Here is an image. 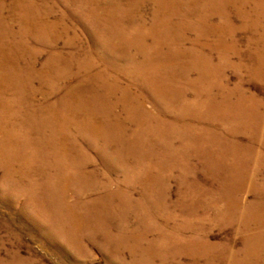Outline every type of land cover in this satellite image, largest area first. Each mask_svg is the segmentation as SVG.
I'll return each instance as SVG.
<instances>
[{
    "label": "bare ground",
    "instance_id": "1",
    "mask_svg": "<svg viewBox=\"0 0 264 264\" xmlns=\"http://www.w3.org/2000/svg\"><path fill=\"white\" fill-rule=\"evenodd\" d=\"M7 1L8 0H0V168H4L6 170V172L3 173L5 179L8 180L10 178L15 179L17 176L12 171L18 172V169L21 168L23 172V179H37L39 180V182L42 181L41 184L39 183V189L41 191L40 194H43L44 196L47 195V193L48 195L50 193L51 196L48 198H40V194L31 196L32 203H34V205L39 208L38 210L40 212H55L59 210L60 207L61 210L66 213L65 223H67V226H70L71 230H73L75 233L74 240H82L79 238V234L86 226L93 225V227L98 226L101 228H105L107 227L106 223L108 221L100 222L95 218L96 215L102 214L99 211H93V214H91L89 217L82 216V220L77 217L80 214L78 212L79 209L87 207L88 210H90L91 208L88 206L90 202L86 203L84 201L85 195H82L81 193L78 196L79 199L77 203L71 204L70 202H68V191L70 190L69 188H71L69 186L70 183H73L69 178L71 176V168L75 169V171H80V169L82 168L81 164L79 163H82L85 158L84 154L78 157L76 150L72 146L74 145V142L72 141V139L68 138V134L65 133L66 129L70 130L71 122L66 127H58L59 137L53 143L34 138L36 137V133L33 132V137L32 139L29 137L27 139L28 142L26 140L19 139L17 143L14 142V138L7 137V140L12 144V147L8 148L6 146L7 140L2 136L3 131L9 129V132L12 127L15 128L13 129V131H15L16 133H21L22 129L27 128L29 125H31V121H24V118H29L40 113L53 114V111L45 109L48 107L47 104L57 97H62L64 99L65 96L67 102L72 104V109H75V105L78 104V101L81 100L102 101V105L100 106V108L93 110H101L100 119L93 121V123L91 124H87L83 121L84 125L82 126V129L83 132L92 134L93 139L97 140L95 144H100L99 146H103V149H105L104 147H108L114 150L117 147L115 143L111 145H103L101 143L102 140L100 138L103 131H107L110 134H118L126 127L125 121L116 114L117 107L114 108L113 101L117 100L118 102H120L122 106L126 108L129 114H139L142 115V117L146 116L147 120H149V118L150 120L153 118V113L145 109L143 97L139 96L141 94L135 91L134 84H131L127 86V88H124L120 84V81L118 82L115 80L114 82V79L111 78V74L115 72L113 67H116V65L114 66V64H112L113 62L110 60L113 58L111 53L120 51L121 49V46L117 45L114 41L119 36H121V34H123L122 32L124 31L122 29L121 31H119L120 28H115L116 26L111 23L116 14L117 17L119 16L118 13L131 15V22L133 21L134 25L138 23L140 24V28L138 29L140 30L139 33H136L138 31L135 30V33L133 31V33H130V35L127 36L129 39H131L132 44L140 49V56H127L126 60H128L129 65L138 64V66H141L140 63H142L143 65L154 64L155 68H163L167 66L180 70V72H178L175 77H169L168 80H166V83H159V79H156V77H154L153 75L148 74L147 77H143L141 75L135 76L134 74L135 81L133 80V83H140V86H142V84L144 83V88L149 87L148 89L152 91V93L155 95L156 101L160 103L161 106L166 105L169 107V109H171L170 107H172L173 109L177 110L175 112H172L174 113V116L172 115L173 117L169 115L166 110L162 111L164 112V115H169V117L171 116V119H173V121L175 122L186 121L190 118L191 121L196 122V127L202 126L207 131H209V129H216L219 131L223 130V123H210L209 121H207V118L208 120L209 118H218L219 120V118H222V115H225L226 118L223 119H226L225 122H227L225 124L226 126H224L227 130V136H229L231 139L232 136H237L235 137V139H239L240 133H246L251 136L250 140L248 141L251 142V144H258L260 146L263 144L261 138L264 137L262 135L264 133V117L260 116L261 103L257 104L256 102V106L253 105L252 107L250 105H247L246 103L248 101L252 103L256 101V98H252L246 93V90L243 88L244 84L237 85L236 88H230V86L226 82L225 75L222 76L221 73V71H223L225 68L226 70L227 68H229L228 65H230V61L228 60V56L231 52L235 53L236 55H241L238 49V42L235 41L234 43H231V41L230 44L228 43V39L232 37L235 38L239 32L237 27L233 24V15L228 11V3L232 0H198L201 4L204 3V5L213 6L214 9L212 7L213 12L211 14H206V12L198 13L200 10H198L197 13L193 14V18L196 19L195 22H197V26L190 30L195 29L196 33H198L199 35L197 39H190L188 36V31H186L185 33V30H188L190 28V24H188L189 26L187 27L186 23L189 22V15H183L186 13L185 10V13L182 14V10L180 9V5L182 2L181 0H147L148 2L156 5V9L154 12L155 14H153V23L151 25L152 27H148L149 24L141 15L142 11H139V9H137L138 4L141 2L139 0H129V2L132 3L130 5L128 4V6H130L129 11L119 10L118 12H112L111 10L103 11V8H98L99 10L92 9L90 12H88L89 16L93 17V27H89L87 30V33L91 36L90 42L92 43V45L90 49L89 47H85L84 45L80 44L79 41L81 39L79 35L74 31V26L68 21L67 17H62L61 21H59V19L53 21V19L55 18L53 16L54 14L52 15V13L48 12L45 15H41L35 7V3L33 2L34 0H12L13 6L11 8L7 6ZM234 1L241 4V8L237 10L235 14L240 17L245 23L242 26V29H251V32L254 33V37H251L248 40V46L252 50L250 58L254 62V64L252 63L253 65L251 66V75L253 78L264 82V20L262 19L264 18V0ZM110 2L118 6L121 4V1L119 0H111ZM249 3L250 5L255 4L254 15L251 14V12H247L245 10V6H247V4ZM93 8H95V6ZM173 14H178L181 16L179 18L181 20L180 23L171 21L173 18L172 16H175ZM214 15H218L220 20H222L224 24L226 23V25H215L214 27L210 25V23H212ZM253 16H256L255 18L257 19L254 18L255 20L252 22L251 18ZM100 21L105 23L104 28L101 27ZM14 22H17L19 28L16 27ZM79 23L80 21L77 22V24ZM161 23H164L163 27L161 26ZM174 23L176 24V26L180 27V32H176V40L174 38L170 39L171 37H173V33L175 32L173 28V26H175ZM68 24H71L73 28L69 27L70 25ZM150 31H152L153 33L151 34ZM71 33H76L74 36L70 37L71 41L75 40L79 45H77L76 43V46H73L72 44H70V42L68 44V46H72L70 48L73 49L71 52L75 53L73 55L75 56V59L73 63L67 65L66 68L63 69L64 74L67 71V75L65 74L67 76L66 82H64L63 85L59 84V86L51 93L44 91L34 92L32 91V87L30 89H27V87L35 78L43 79L45 77V73H47L46 70L49 69L50 66H48L47 68L48 63H41L40 59L45 52H49L50 50L44 49L38 56H36L35 54H31L26 50V39L30 40L29 44H32L35 48H37L36 45L39 43L43 45L54 43L53 46L55 47L51 49L52 51L54 49L62 50L64 48L59 47L60 39L62 38L61 35L69 36ZM148 34L152 35L153 38H150V35ZM212 36H216L218 40L217 44H215L216 48L211 43L207 42V40ZM153 40L155 41L154 43H152ZM177 41H179V43H177ZM131 42H129V40L127 42L129 47ZM206 48L216 49L218 50L220 55L218 56V58H215V55L208 56L204 51ZM170 49H173V51H169ZM101 54L103 55L101 56ZM79 56L85 57V61L79 63L77 61ZM98 56H101L100 62L96 60ZM141 57L142 60H140ZM214 59H218L220 63L218 65H215ZM74 66L76 67V69L74 68ZM240 68V70L242 71V67ZM132 69L133 73H135L134 70L136 68L134 69L132 67ZM117 70L119 69L117 68ZM120 71L121 73H124L123 70ZM181 71L183 72L181 73ZM144 74H146V72ZM195 75L198 77L194 78ZM70 77L76 81L71 82ZM176 81L177 84L175 85L174 82ZM181 82H183L186 89L184 88V91L181 89V93L183 91L184 98L180 99V90L177 88H181L179 86ZM181 86L183 87V85ZM65 92H69V94ZM37 97H41L44 103L37 105ZM190 97H194V100L192 104H190V106H188L186 109L192 113V116H189L185 112H182L180 107L175 104L179 101L186 102L190 100ZM232 98L240 100L239 103L245 106L242 108L243 111L241 109V112L231 111L230 105L234 103ZM15 99H17L16 101H19L21 103L17 107L8 110V108L11 107L15 102ZM221 105L225 106L224 113H221L219 111ZM189 107H192V109H188ZM247 107H249L250 110L245 111ZM37 109L38 111L36 112ZM88 111H90V107L83 104L80 111L83 119L85 118V112ZM160 113L161 112H159V114ZM6 115L11 116L9 122V124H11V127L7 126ZM121 115H123L122 112ZM67 117L76 122L74 127H78L83 124H81V121H77L75 119V110L69 111L67 113ZM165 122L158 120L155 125V127H157L158 129L156 131L158 135L157 140H163L162 143H164L165 148L170 149L171 151L174 148L176 149L178 143L175 141H178L177 139L179 138H182V140L184 139V147L191 146L189 150L181 151V153L183 152L181 163L182 165L185 164V171H189L191 176H193L192 169L188 165L186 156L193 152L196 153L199 151V149L203 148V151L201 152L204 154L203 156L205 157L206 162L209 161L208 167L210 166L211 168L207 169L211 170L212 176L215 177L216 180L219 179L218 182H220V196L216 197L213 202V206L217 207L214 209L215 211L210 208H204L201 205H197V203L192 202L190 198L193 193L191 192V190H189L188 197L190 202L186 205L182 200V202H180L179 204L180 209L182 208L181 210L186 212L188 220L186 221L185 225L180 226L178 230H190L195 234V231L199 230L198 228L200 226L197 228L192 227V225L188 222L190 221L189 218H196L198 214H200L199 211L202 209V213H206V211L209 210L215 213L216 216L213 219V222L218 225H220V223H234L235 225L243 226V232L245 234L243 248L240 251H235V244H232L234 243V241H229V244H223L220 246L222 254L219 257H210L208 256V251L210 250L211 245L205 239H201L199 233L197 234L196 238L193 236L189 238H183L179 243V245L183 246L190 244L192 247L187 249L174 248L172 250H169V253H165L164 256L163 254L159 256V254L156 252L157 250L154 248L151 242L148 243L149 248H146V250L142 248V245L140 244L142 243V240L149 241V236L147 234L131 233L130 239L135 240L133 246L138 248L135 249L134 254H132L134 257V262L142 259L143 262H148V264H155V261L160 258L161 264H178L176 262H180L182 257L187 256L190 259L189 264H264V231L262 230V227H264V206L262 205L261 207H258L252 204L246 207V204L243 203L242 205L240 198H238L241 197V194L244 191L246 181L242 180L241 178L237 179V176L239 177V173L237 174L236 171L240 167H245L243 165L246 162L248 164L246 168H249L250 170V161L254 158V156L252 158V156L249 155L251 157L248 156V159L234 157L236 159H234L233 161V159H230L231 155H233L234 153L238 154L236 153L237 149L235 150L233 147V144L235 142L234 139L233 142L229 141L230 144L226 145L225 142L220 143L216 137L214 138V135H202L204 137L203 139H201L202 141L199 140L200 142H196L195 139L197 137L192 139L191 135H187V132L192 131V129L194 131H197L196 129H194V127H183L184 129H186L185 135H180L177 128L175 127H171L172 130L169 131L170 128ZM175 122H171L173 123L171 125L174 126ZM146 124L147 123H145L144 125ZM206 124L207 126H205ZM162 129L168 131L165 133ZM173 130L177 131L176 136H169L168 138V132H172ZM159 137L161 138L159 139ZM37 141H40L43 144L45 150H41L38 152L27 150L28 146L34 145L35 143H37ZM135 143L139 144L138 142ZM198 144H200L199 147H197L199 149L195 147V145ZM80 145L82 146V144ZM52 147L54 149L53 154L50 152V148ZM252 151L254 152V149ZM163 152L161 156H163ZM179 152L180 151L173 152L169 156H167V153L162 161L164 163L168 161V165L170 163H176L179 160ZM164 153H166V151ZM216 155L220 156V160H217L218 158L216 159ZM51 156L54 157V162L49 161ZM135 156L139 158L143 163L147 161V159H144V152H138ZM41 157H43L44 159H41ZM261 157L264 156L257 154V159L255 160V169H258L259 167L262 168L259 162L261 161ZM111 158L118 164L117 160L115 159V155H112ZM245 159L249 161L245 162ZM163 162H161L160 164H162ZM218 163L224 165L225 169L223 167H220V169H215L216 166L218 167ZM51 165L59 168H53ZM126 167L129 166H122L121 169L126 172ZM247 170H245V173L247 172ZM55 173L58 174L57 176H59L57 179L52 178ZM147 174L148 172L146 173L145 171L141 172V174L137 177H132L137 178L132 184L139 183L140 187L144 189L143 195H146L149 198L148 200L152 203L153 207L151 208L153 210H162L160 204L162 202L161 200L163 199L160 196L163 195V189L161 191H157V188L163 185L162 180L154 179L153 176L147 177ZM260 176L261 171L259 170L258 173H254V178L251 179V181H257ZM156 177L159 178L158 176ZM227 177H229L228 179L232 182L237 179L235 181V184L232 182L231 184H229L228 179H225V181L222 180L223 178ZM51 180L52 182L54 181V184L52 186L55 185L57 190L52 189ZM76 181L78 182L77 179L75 180V182ZM81 182L85 183L87 181L82 180ZM71 191L72 190H70V192ZM119 191L120 190H114L111 188L106 190L107 196L111 199L120 198L123 195V191ZM223 192H225L226 195ZM123 196H125L123 197L125 198V200L119 202V206L117 207V209L114 210L111 207L106 210L110 219L115 217L116 215H119V217L120 215H123L124 212H126L129 203L130 205H133V207L137 210L142 209V206L145 205V203L143 202L142 204H137L132 195L131 200L130 195ZM58 197L60 198L58 199ZM152 197H157L158 199H152ZM127 199H129V201H127ZM221 203L223 205H221ZM214 223L213 226L215 225ZM150 233L154 234L155 232L152 231ZM97 235L104 236V239H106L105 241L109 243V245L114 244V239L110 234L102 232L97 233ZM168 241L170 242V246L173 247L174 245H176L177 239L173 235H169ZM117 251L121 252V249L117 248ZM0 264L5 263L4 261L0 260Z\"/></svg>",
    "mask_w": 264,
    "mask_h": 264
},
{
    "label": "rangeland",
    "instance_id": "2",
    "mask_svg": "<svg viewBox=\"0 0 264 264\" xmlns=\"http://www.w3.org/2000/svg\"><path fill=\"white\" fill-rule=\"evenodd\" d=\"M8 1H7V6L11 8L13 6L12 3L13 1L12 0H8ZM110 1L111 0H84V1L83 0H34L33 2L35 3L36 9L38 10V12H40L41 15L43 14L45 15L48 12L52 13V15L54 14L53 16L55 18L53 19V21L58 19L59 21H61L62 17H67L68 21L74 26V31L79 35L81 39L79 41L80 44L84 45L85 47H89L90 49L92 45V43L90 42L91 36L87 33V30L89 27H93L94 21H92L93 17L89 16V12L92 9H98V8L99 9L103 8L104 9L103 11L111 10L112 12L115 11L118 12L119 10L129 11L130 6H128V4L129 5L132 4L131 2H129V0H125V1L119 0L121 1L120 2L121 4L118 6ZM139 1L141 2L138 4L137 9H139V11H142L141 15L146 19L147 23L149 24L148 27H152L151 25L153 23V18H154L153 14H155L154 12L156 9L155 8L156 5H154L151 2H148L147 0H139ZM181 1L182 2L180 5V9L182 10L181 11L182 14L185 13L186 11V13L183 15L186 16L189 15L188 16L189 22L186 23H187V27L189 26L188 24H190V28L188 30H185V33L186 31H188V36L190 39H197L199 35L198 33H196L195 29L190 30L193 29L195 26H197V22H195L196 19L193 18V14L197 13L198 10H200L198 13L206 12V14L207 13L211 14L213 12L212 11L213 6H207L204 5V3L201 4L200 1L198 0H193V1L181 0ZM232 1L228 3L229 6L228 11L233 15V24L234 26L237 27L239 32L235 38L234 37L229 38L228 43L230 44L231 41H232L231 43H234L235 41L238 42L239 45L238 49L241 55H236L235 53L231 52L228 56V60L230 61L229 62L230 65H228L229 68H227V70L226 68L224 70L222 68L223 71L221 70L220 71L222 73V76L225 75L226 82L228 83L230 88H236L237 85L244 84L243 88L246 90V93L250 97L256 98L255 99L256 101L252 103L248 101L246 104L252 107L253 105L256 106L255 105L256 102L257 104L261 103L260 116L264 117V82L256 78H253L251 75L252 72L251 66L254 64V62L250 58L252 50L248 46V40L249 38L254 37V33L251 32V29L248 30L242 29V26L245 23L240 17H238L235 14L237 10L241 8L240 7L241 4L235 2L234 0ZM94 6L95 8H93ZM193 7L194 8L197 7V8L194 9ZM254 7L255 4L250 5L249 3L247 4V6H245L246 8L245 10L247 12H251V14L254 15L255 14ZM189 11L192 13V18H191V13ZM118 15H119L118 17L117 14L115 15V17L112 19V22L109 21L113 23L114 26H116L115 28L118 29L120 28L119 31H121V29L124 30L122 32L123 34H121V36H119L114 41L117 45L121 46V49L120 51L111 53L113 58L110 60L113 62L112 64H114V66L116 65V67H113L115 72L111 74V78L114 79V82L115 80L118 82L120 81V84L124 88H127V86L131 84H134L135 91L141 94L139 96L143 97L145 109L153 113L152 116L153 118L151 120L150 118L149 120H147L146 116L142 117V115L139 114H129L126 108L122 106L120 102H118L117 100L113 101L114 108L117 107L116 114L120 118H122V120L125 121L126 127L124 130H121L118 134H110L107 131H103L100 138L102 140L101 143L103 145H111L115 143V145L117 146L114 150L108 147H104L105 149H103V146H99L100 144L99 145L95 144L97 140L93 139L92 134L83 132L82 129V126L84 125L83 121L87 124H91L93 123V121L100 119L101 110H96V111L93 110L100 108V106L102 105V101L81 100L78 101V104L75 105V109H72V104L67 102L65 96L64 99L62 97H57L47 104L48 107L45 109H49L53 111L54 112L53 114L40 113L38 115H34L29 118H24L23 119L24 121H31V125H29L27 128L22 129L21 133H16L15 131H13V129L15 128L12 127L9 132H8L9 129L3 131V136H2L5 137L6 140L7 137L14 138L15 141L14 140L13 141L18 143L19 139H23L26 141L29 137L32 139L33 137L32 133L35 132L36 137L34 138L53 143L59 137L58 127L59 126L66 127L71 122L70 130L66 129L65 133L68 134L67 137L72 139V141L74 142V145L72 146L76 150L78 157L84 154L85 158L82 163H79L81 164V168H82L80 169V171H75V169L71 168L72 169L70 171L71 176L69 178L73 183H70L69 186L71 187L69 189L72 191L70 192V190L68 189L69 190L67 196L68 202H70L71 204H75L79 199L78 196L80 195V193L82 195H85L84 201L86 203L90 202L88 206L91 208L90 210H88L87 207H83L79 209L78 212L80 214L77 217L80 220H82V216L89 217L91 214H93V211H99L102 214L96 215L95 218L100 222L108 221L106 223L107 227L101 228L98 226L93 227V225H88L79 234V238L82 240L81 241L74 240L75 233L73 230H71L70 226H67L68 224L65 223L66 213L63 212L60 207L59 210L55 212L53 211L40 212L38 210L39 208H37L34 205V203H32L31 196L40 194L41 191L39 189L40 188L39 183L41 184L42 181L39 182V180L37 179L36 180L23 179L22 178L23 172L21 168L18 169V172L11 170L12 172H14V174L17 177L15 179L10 178L8 180L5 179L4 177V173L6 172V170L4 168H0V260L4 261L5 264H136V263L148 264V262H143L142 259H139L138 261L134 262V257L132 254H134V250L138 248L133 246L135 240L130 239L131 233L147 234L149 236V241L142 240V243H140L142 245V248L146 250V248H149L148 243L151 242V244H153L154 248L157 250L156 252L159 254V256H161L162 254L164 256L165 253H169V250H172L174 248L187 249L192 247L190 244L183 246V245H179V243L183 238H189L192 236L196 238L197 234L199 233L201 239H205L211 245L210 250L208 251V256L210 257H219L222 254L220 246L223 244H229L230 243L229 241L232 242L234 241V243H232L235 244L234 250L240 251L243 248V241L245 235L243 232L244 230L243 226L235 225L234 223L233 224L220 223V225H218L213 222L214 221L213 219L215 218L216 215L212 211L208 210L206 211V213L204 212L202 213L203 210L202 209L199 211L200 214H198L196 218L193 219L189 218L190 221L188 222L192 225V227L197 228L200 226L198 228L199 230L195 231V234L190 230L187 231L183 229L182 231L178 230L179 227L184 226L186 221L188 220L186 212L181 210L182 208L180 209L179 206L180 202H182L183 200L187 205L191 200L192 202L197 203V205H201L204 208H210L213 211H215L214 209L217 207L213 206V202L216 197L220 196L219 193L220 182H218L219 179L216 180L215 177L212 176L211 170L207 169V168L209 169L211 168L210 166L208 167L209 161L206 162V159L203 156L204 154L201 152L203 151V148L202 149L197 148L199 147L200 144L195 145V147L199 149V151L198 150L195 151L198 152L196 153L193 152L190 153L188 156H186L188 165L192 169L193 176H191L189 171H185L186 168L185 164L182 165L181 163V157L183 155V152L181 153V151L189 150L191 146L184 147L185 144L184 139L182 140V138H179L177 139L178 141H175L178 143L176 149L174 148L171 151L170 149L165 148L164 143H162L163 140L162 141L157 140L158 135L156 131L158 129L157 127H155V125L158 122V120L162 122L166 121L165 123H167L170 128L169 131L172 130L171 127L177 128L180 135L183 134L185 135L186 129H184L183 127H194V129H196L198 132L192 129V131L187 132V135H191L192 139L197 137L195 139L196 142H200L199 140L203 139L204 135L205 136L214 135V138L216 137L220 143L225 142L226 145H229L230 144L229 141L233 142L234 139L235 142L233 144V147L235 150L237 149L236 153L238 154L234 153L233 155H231L230 157L231 160L233 159L234 161V159H236L234 157H241L243 159L244 158L248 159L249 157L252 156L253 158L254 156V158L250 161V170L249 168H246V166L248 165L246 161L249 160L245 159L244 161L246 163H244V165L242 164L245 167L243 168L238 167L239 169L236 171L237 174L239 173L238 174L239 177L237 176V179L241 178L242 180L246 181L245 182L246 185L244 186V191L241 194V197L238 198H240L242 205L243 203L246 204V207L252 204L258 207H261L262 205L264 206V157H261V161H259L262 168L257 167L258 169H255L256 167L255 160L257 159V154L264 156V137L261 138V141L263 142L261 146L258 144L257 145L251 144V142H248L251 136L246 133L245 134L240 133L239 139L237 138L235 139V137L237 136L235 137L232 136L231 139L229 136L226 135L227 130L224 126H226L225 124L227 122H225L226 119H223L226 118L225 115H222L221 116L222 118L221 119L219 118V120L218 118H209V120L207 118V121H209L210 123L211 122H216L221 124L223 123L222 124L223 130L221 131L216 129L215 130L209 129V131H207L202 126L196 127V122L191 121L190 118L182 122L173 121V119H171V116L172 115L174 116V113L172 112H175L177 110L173 109L172 107H170L171 109H169V107L166 105H165L166 107L161 106L160 103L156 101L155 95L152 93V91L148 89L149 87L144 88L143 86L145 85L144 83L142 84V86H140V83L135 84L133 83V80H134V74L135 76L141 75L143 77H147L149 74L156 77V79H159V83H163V82L166 83V80H168L169 77L171 76L175 77L176 74L180 72V70L167 66L163 68H155L154 64L143 65L142 63H140L141 66H138V64L129 65L128 60H126L127 56L128 55L140 56V52H139L140 49H138L135 45H133L131 39H129L127 36L130 35V33H133V31L135 33V30L138 31L136 33H139L140 30L138 29L140 28V24L138 23L134 25L133 21L131 22L132 19L131 15H125L120 13H118ZM173 15H175L176 17L171 15L173 17L171 21L180 23L181 20L179 18L181 16L178 14H173ZM255 17L256 16H253L251 18L252 22L255 19H257ZM262 19L264 20V18ZM75 20L77 22L80 21V23L77 24ZM14 24L16 25L17 28H19L17 22H14ZM71 24L68 25H70L69 27L73 28ZM163 24L164 23H161L162 27ZM222 24L223 26L226 25V23L224 24L223 21L220 20L218 15H214V18L212 19V23H210V25L214 27L215 25L218 26ZM100 25L101 27L104 28L105 23L101 22ZM173 28L175 32L173 33V37H171L170 39L172 38L175 39L178 31L180 32V27L176 26V24L175 26H173ZM76 33H71L69 36L61 35L62 38L60 39L59 47L64 48L62 50L54 49L52 51L51 49L55 47L53 46L54 43L49 45H43L39 43L36 45L37 48H35L32 44H29L30 40L26 39L27 41L26 50L31 54H35L36 56H38L44 49L50 50L49 52H45L40 59L41 63L43 62L48 63L47 68L48 66H50L49 69L46 70L47 73H45V77L43 79L35 78L32 81V83L27 87V89H30L32 87V91L34 92L44 91L51 93L59 86V84L63 85V83L66 82L67 71L65 72L66 74L65 75L63 73V69H65L67 65L73 63L75 59V56H73L75 53L71 52L73 49L70 48L72 46L70 45L68 46V44L70 42V44L76 46L77 42L75 40L71 41L70 38L74 36ZM150 33L152 34L153 32L150 31ZM150 38H153L152 35H150ZM128 40L129 42H131L130 43L131 49L127 44ZM217 41L218 40L216 36H212L207 40V42L211 43L214 47L215 44H217ZM154 42L155 41L153 40L152 43ZM177 43H179V41H177ZM77 45L79 44L77 43ZM169 51H173V49H170ZM204 51L205 54H207L208 56L215 55L214 56L215 58H218V56L220 55V53L216 49L206 48ZM69 54L72 56H70ZM102 55L103 54H101V56ZM101 56H98L96 58L98 62L101 61L100 60ZM84 58L85 57L83 56H79L77 61L79 63H82L85 61ZM140 60H142V57L140 58ZM219 63L220 61L218 59H214L215 65H218ZM131 66L134 69L136 68L134 70L135 73H133V69ZM240 67H242V71L240 70L241 69ZM74 68L76 69L75 66ZM117 68L119 70H117ZM120 70H123L124 73H121ZM159 70L162 74L159 72ZM145 72L146 74H144ZM182 72L183 71H181V73ZM197 77L198 76L196 75L194 76V78ZM70 81L74 82L76 80L70 77ZM174 83L176 85L177 81ZM181 85H183V87ZM179 86L181 88H177V89L180 90L179 95L181 99L184 98L183 91L184 88L186 89V87H184L183 82H181ZM181 89L183 90L182 93H181ZM69 92H65V93L69 94ZM193 98L190 97V100L186 102L179 101L176 102L175 104H177L180 107L182 112H185L189 116H192V113L186 108L190 106V104H192L194 100ZM17 99H15V102L11 107L8 108V110L17 107L21 103L19 101H16ZM232 99L234 103L230 105L231 111L241 112L242 108L245 106L239 103L240 102L239 99L236 98H232ZM43 103L44 102L41 99V97H37L36 104L38 105ZM83 104L90 107V111L85 112L84 119L82 118V114L80 112L81 106ZM38 109L36 110V112L38 111ZM188 109H192V107H189ZM74 110H75V119L77 121H81V124L83 123L78 127H74L76 122L67 117V113L69 111H74ZM165 110L169 113V115H171L170 117L169 115L166 116L163 114L164 112L162 111ZM248 110H250L249 107H247L245 111ZM158 111L161 113L159 114ZM219 111L221 113H224L225 106L221 105ZM121 112L123 113V115H121ZM10 118L11 116L6 115L7 126L11 127V124H9ZM171 122H175L174 126L171 125L173 124ZM145 123L147 124L144 125ZM205 126H207V124ZM162 130L165 133L168 131L165 129ZM176 133L177 131L175 130H173L172 132H168L167 137L168 138L169 136L175 137ZM262 135L264 136V133ZM0 137H1V133H0ZM160 138L161 137H159V139ZM135 142H138L139 144H136ZM80 144H82V146ZM6 146L8 148L12 147L11 142L7 140ZM50 149H51L50 152L53 154L54 152L53 147ZM253 149L254 152L252 151ZM27 150L38 152L45 149L43 144L40 141H37V143H35L34 145L28 146ZM161 151L162 152L166 151V153L163 152V156H161L162 155ZM178 151H180L178 157L179 160L176 163L174 164L170 163L168 165L167 163L168 161H166V163L162 161V159L165 158V155H167V153H168L167 156H169L171 153ZM138 152H144L145 155L144 159H147L146 162L143 163L142 161H140L139 158L135 156ZM112 155L116 156L115 159L117 160L118 164L112 160L111 158ZM52 156L50 157L49 161L54 162L55 160L54 157ZM219 157H220L219 155L218 156L216 155V159L218 158L217 160H220ZM42 158L43 157H41V159ZM161 162L163 163L160 164ZM218 164H219L218 167L216 166L215 169H220V167L221 168L225 167L220 163ZM51 166L53 168H59L54 165ZM122 166H129L125 168L126 172L121 169ZM245 170H247L246 173ZM259 170L261 171V176L257 179V181L255 180L251 181V179L254 178V173L255 172L258 173ZM145 171L146 173L148 172L147 177L153 176L154 179L162 180L163 185L157 188V191H161L163 189L164 196L163 195L160 196L163 199L161 200L162 205L160 204L162 210H153L151 208L153 207L152 203L148 200L149 198L146 195H143L144 189L140 187L139 183L132 184L137 179L132 177H137L138 175L141 174V172H145ZM57 175L58 174L55 173L52 178L57 179L59 177ZM156 176H158L159 178H157ZM229 177L223 178L222 180L225 181V179H228ZM244 177L246 180L244 179ZM76 179L78 180V182L77 181L75 182ZM237 179H235L234 182L228 179V183L231 184L232 182L235 184V181ZM82 180H85L87 182L82 183L81 182ZM53 182L51 180V187L52 189L57 190L55 185L52 186L54 184ZM110 188L114 190H120L119 192L123 191V195H130V200L132 195V197H134V200H136L137 204H142L143 202L145 203V205L142 206V209L137 210L136 208L133 207V205H130L129 203L128 207L130 209L127 207V210L126 212H124L123 215H120V217L119 215H116L115 217L110 219L108 212H106V210L111 207L114 210L117 209V207L119 206L118 205L119 202L125 200V198H123L125 196L123 195L120 198H115V199L109 198L107 196L106 190ZM189 190H191V192L193 193L190 200L188 197ZM223 193L226 195L225 192ZM40 195H39L40 198L42 197L48 198L51 196L50 193L49 195L47 193L48 196L47 195L43 196V194ZM59 198L60 197H58V199ZM152 199H158V198L152 197ZM127 201H129V199H127ZM221 205L223 204L221 203ZM213 223L215 224L214 226ZM262 230L264 231V227H262ZM152 231L155 233L151 234L150 232ZM102 232H106L113 237L114 239L113 245L111 244L109 245V243L105 241L106 239H104V236L97 235V233H102ZM169 235H173L177 239L176 245H174L173 247L170 246V242L168 241ZM117 248L121 249V252H118ZM176 263L189 264L190 259L187 256H184L182 257L180 262H176ZM155 264H161L160 258L157 261H155Z\"/></svg>",
    "mask_w": 264,
    "mask_h": 264
}]
</instances>
